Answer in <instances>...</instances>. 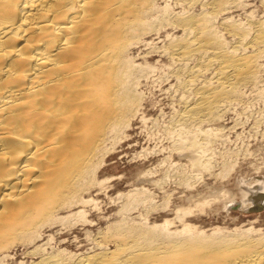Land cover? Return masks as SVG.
<instances>
[{
  "label": "bare ground",
  "instance_id": "bare-ground-1",
  "mask_svg": "<svg viewBox=\"0 0 264 264\" xmlns=\"http://www.w3.org/2000/svg\"><path fill=\"white\" fill-rule=\"evenodd\" d=\"M239 1L0 0V264H264L263 175H242L237 190L214 187L204 204L157 205L140 182L116 196V207H100L110 186L102 169L143 113L152 52L195 97L173 120L183 131L177 148L191 142L198 172L180 185L195 188L192 180L212 170L205 152L222 130L210 126L264 82V20L223 16ZM233 165H223L227 183ZM214 207L242 215L207 225L196 212ZM77 224L85 237L69 240Z\"/></svg>",
  "mask_w": 264,
  "mask_h": 264
},
{
  "label": "rangeland",
  "instance_id": "rangeland-1",
  "mask_svg": "<svg viewBox=\"0 0 264 264\" xmlns=\"http://www.w3.org/2000/svg\"><path fill=\"white\" fill-rule=\"evenodd\" d=\"M262 2L263 0H241L239 1L240 5L237 4V6H233L232 8L234 9L230 8L231 11L227 10L225 12V15L223 16L231 18L233 17V20L235 19L236 21L240 22H243L245 20L243 23L248 22L251 17L255 20H257V18L258 20H264V2ZM171 4V8L173 7V9H176L175 11L180 10L175 3ZM201 8V5H197L194 8V11H199ZM168 30H170L169 32L175 33L176 35L180 34V32H173L171 29H167L166 31ZM165 34L166 32L164 31L161 34V37L159 36L160 38H162H159V41H157L158 39H155V42H158V45H163ZM150 54V57L148 55L146 56V58L149 57L146 61H148L149 64L153 65L155 69L152 67L153 71L151 70V72L148 74V77L151 76L152 79L151 77H147V80L145 79V82L143 81L140 87L142 92H144L143 106L141 110V113H143L138 115L132 121V126L128 130L129 137L127 136V138L122 139V141L117 146L118 149L110 156L107 165H105L106 167L104 166L102 169V177L109 178V181L105 186H110L108 188L109 190H106L107 195L105 192L100 195L101 200H99L101 203L100 207L102 208L101 211H105L107 208L111 206L113 207L115 204L118 205L119 203L114 201L115 199L117 200L116 196L118 197V195L122 192L127 193L128 191L136 187L144 186L145 188H148L154 196H157V198L154 197V203L157 202V205L163 204L167 200H170L171 202L174 201V203L177 202V204H182L187 207V205L192 206L197 200H200V202H203V204L209 201L210 199L208 198H211V193L214 192V190L216 192L217 189L220 190L224 187L231 189L234 188L235 190H237V180L240 179L242 175H248L250 177L258 175L264 176V167H262L261 171L257 170L258 173L254 169L257 164L260 165L261 163H264V82H262V84L260 85L261 87H247L246 90L243 91V95L245 93L243 98L238 101H235L229 109L223 111L221 114V118L217 122L212 123V125L214 126H210L213 131H218L219 128V130H222V132L224 133L222 134V132H219V136L214 139L215 141L210 147V150L205 152V154H207L208 156L207 159L211 161L212 170L208 171L209 173L207 171L204 172L205 174L203 173V175L200 174L201 172L199 173L201 175L200 177H204H202L204 180L201 179L197 182L192 180L191 185H193V187L195 188L191 187L190 189H187L186 187L180 185L181 177H187L190 179L196 176L195 174L198 172L192 169L194 168L193 166H191L192 157L188 152L189 148L188 150L186 149L187 147L191 146V142L187 141L188 146L182 148L185 150H180L181 148H177L176 140L179 139V136L181 137L183 131L173 125V120L176 118V114H178L179 111L182 109L180 108L184 105H182V103H193L192 101L195 100V97L194 95L192 96L191 93H185L182 90V92L180 91V89L178 88V84H176L177 80L176 78H173L175 76L171 72V69H173V65L166 56H163L162 54L160 55L158 52H152ZM143 60L144 59L141 58L139 59V62L143 63ZM169 65L171 68L169 67ZM156 69L158 72L156 71ZM166 72L168 73V76L166 75L167 77L165 76ZM263 73L264 71L262 72V78L264 79ZM160 76H163V78H161ZM154 82L156 83L154 84ZM171 86H173V89L176 86L175 88L178 91H175V89L173 90L172 88H170ZM181 93L185 94H183L185 99L183 98V96H181ZM246 94L248 97L246 96ZM190 95L191 97H188ZM140 117L144 118L139 119ZM236 126H238L239 128ZM210 127L207 129H210ZM174 128H176L175 131ZM193 131L195 130L193 129ZM180 132L181 134H178ZM248 152L251 153V156L249 157H247ZM197 153H199L201 156L205 155L202 150H198ZM210 158L213 160H211ZM230 163L232 165L234 163L233 170L230 173L233 177V180L227 183V178H225V168L223 165H225L226 167V165H229ZM143 172L147 173V178H153L152 183H145L146 181L138 180L139 175ZM155 180L156 184H160V189L157 185H155ZM158 181L159 183H157ZM139 183L141 184V186L138 185ZM214 187H216L217 189ZM162 191L163 193H161ZM164 191L167 192L166 195H168L167 197L169 199L166 197V195H164ZM189 193L193 194L191 196H194V199L191 203H188L187 200L185 201L186 195ZM103 194L106 196H104ZM195 194H197V196ZM160 195L163 196L161 197ZM199 197L201 199H199ZM109 198L110 200H108ZM216 204H214L213 206H215ZM207 205H205V207H209ZM215 207L212 211L208 210L209 212L205 213V215L198 211L196 213L199 214L201 220L207 225H211L212 223L218 224V221H220V223H225L228 220L231 221L232 218L237 219L239 216L242 215L240 211L234 210V214L232 216H229L227 215L228 213L226 212V210L223 209L221 211L220 208L217 211L214 210ZM99 210H97L98 212L95 210V213L93 212L92 214H94L95 216L98 215V213L101 212ZM79 225L80 224H77L76 228L73 230L75 231L74 234L73 232H69V235L66 233L65 237H68L69 240H72L73 238H75L74 236L77 235L80 236V239L84 238V231L82 230V228H80L81 226ZM72 243L75 244V241H72ZM21 253L22 252L19 251L18 260L21 259Z\"/></svg>",
  "mask_w": 264,
  "mask_h": 264
}]
</instances>
